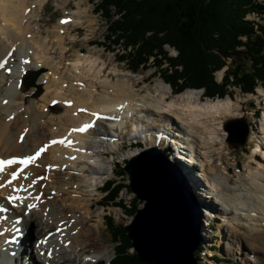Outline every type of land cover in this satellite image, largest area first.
Returning <instances> with one entry per match:
<instances>
[{
	"label": "bare ground",
	"instance_id": "1",
	"mask_svg": "<svg viewBox=\"0 0 264 264\" xmlns=\"http://www.w3.org/2000/svg\"><path fill=\"white\" fill-rule=\"evenodd\" d=\"M47 1L0 0V159L35 156L32 162L16 161L0 170V206L8 207L6 213H0V264H80L84 256L90 258L84 264H96L93 255L108 251L104 239L100 240L106 210L93 207L100 185L112 175V160L104 151L119 146L128 126L132 135L140 134L131 140L152 137L142 117L150 125L170 121L186 132L190 157L185 159L179 151L172 159L201 167L199 177L220 206L226 235L236 242V252L248 248L256 256L249 257L250 261L264 264V112H260L258 130L248 138L250 142L257 137L250 160L256 167L248 166L232 183L220 162L222 145L229 144L225 135L219 142L217 129L221 127L217 124L223 118L245 119L244 101L227 97L201 102L197 89L169 98V85L162 80L143 91L129 72L112 80L103 70L105 65L97 68L94 57L81 51L68 63L67 75H61V58L54 56L53 49L64 55L67 39H76L68 28L94 26L98 20L87 17L88 7L81 8L84 0H75L77 9L65 8L71 0H55L64 16L52 35L44 36L37 25ZM65 18L67 24L62 23ZM90 30L92 37L98 28ZM35 75L29 85L28 79ZM86 123L93 126L83 132L73 130ZM156 138L150 142L152 146L165 150L167 143ZM41 148L45 150L36 156ZM215 155L219 164L212 162ZM20 169L13 178L12 173ZM194 186L196 191L203 189L199 182ZM57 198L63 203H57ZM31 225H36L35 231ZM242 228L248 247L238 240ZM34 234L41 241L33 248L29 239ZM241 264L249 263L242 260Z\"/></svg>",
	"mask_w": 264,
	"mask_h": 264
},
{
	"label": "trees",
	"instance_id": "2",
	"mask_svg": "<svg viewBox=\"0 0 264 264\" xmlns=\"http://www.w3.org/2000/svg\"><path fill=\"white\" fill-rule=\"evenodd\" d=\"M95 9L109 24L108 44H97L111 51L121 46L124 52L118 58L133 73L152 64L176 94L203 88L205 97L215 99L232 95V87L245 94L264 88V0H99ZM166 45L174 47L177 56L169 55ZM221 70L219 81L216 73ZM127 161L116 164L117 176L126 174ZM124 188L129 189L128 183L108 180L101 204L134 215L139 200L134 197L127 205L120 198ZM115 221L113 215L105 216L116 243L114 256L98 264H146L132 252L125 224ZM212 247L213 259L224 261ZM202 251L203 245L196 252L198 262Z\"/></svg>",
	"mask_w": 264,
	"mask_h": 264
},
{
	"label": "rangeland",
	"instance_id": "3",
	"mask_svg": "<svg viewBox=\"0 0 264 264\" xmlns=\"http://www.w3.org/2000/svg\"><path fill=\"white\" fill-rule=\"evenodd\" d=\"M97 2H99V0H84L83 3L81 4V8L88 7L89 11L87 12V17L98 20V23L90 27H84L81 25L69 27L68 29L70 30L71 34L76 36V39L74 40L67 39L68 50L66 51L64 55H62L59 49L57 48L53 49V47L49 45L52 47L53 51L55 52L54 56L58 57L59 59L61 58V63H58V67H59V71L61 72V75L63 76L67 75V73L71 69V63L70 64L68 63L71 61H75L77 54L79 53V51H81L83 53H86L92 58L94 57L93 59L96 60L95 64L97 65V68L101 67L102 65H105L104 67L105 69L103 70L106 75H110L109 77L112 80L117 77H122L121 73L129 72L131 76H133L134 81H137L138 83L137 88L143 91H146V89L152 87L156 83V81L162 80L165 82V80L160 76L159 70L152 64L147 70H141L139 73L131 72V70L128 69L127 64L125 62H121L118 58V55L124 52L121 46L115 47V50L111 51L105 46L101 44L100 45L97 44V43H105V42L106 44H108V42L105 39V36L108 33V26H109L108 22L102 16V14L100 12H97L95 9ZM65 8L77 9L75 0H71L70 3ZM42 10H43L42 12L40 11L41 19L39 20V25H37V27L43 31L44 36L46 35L51 36L52 31L57 28L56 26L60 18L64 16L63 9L61 7L56 6L55 0H48L45 3ZM250 17L254 18V16L252 15H250ZM95 27H97L98 30L96 31L94 36L90 37L88 34V32L91 31L90 28H95ZM69 34L67 32V35ZM165 48L169 52V55L174 56V57L177 56L178 52L174 47L170 45H166ZM62 56L64 58H62ZM14 58L18 60V57L16 55ZM12 62L13 61L10 62L9 64L10 66L12 65ZM167 65L168 64L165 63L163 67L166 68ZM67 68H68V71H66L65 73V70ZM83 72L88 74L87 69H84ZM216 76H217V79L221 81L224 76V71L221 70L217 72ZM167 84L169 85L167 96L169 98L173 96L176 97L177 94L179 93L176 94L172 90L171 85L169 83ZM196 89L197 88H187L182 92L196 90ZM198 90L201 91V96H200L201 102H205L206 100L212 99V98H208L204 96L203 88L197 89V91ZM231 90H233L232 95H227L224 98L230 97L234 101H238V100L244 101V102H241V105L244 107V111L246 113V116H245L246 118L243 120L246 122L248 126L249 136H250L252 133H254L259 128V125H258L259 119L255 118V111L258 110L261 113L264 112L263 111L264 110V88L262 86H259L256 94H245V93H242L241 90L236 89L234 87H232ZM215 99H218V98H215ZM194 101H195V98H193V102ZM239 119L240 118H230L227 120L223 118L224 122L217 124V127L220 125L221 128H218V129L216 128L218 131L217 136L219 137V142L222 141L225 135V141L229 144V146H227L226 144L222 145L223 148L221 150V161L220 162H222V166H225L227 168V173H228L227 175L229 176L230 179H232L231 180L232 183H235L239 179V174H240L239 172L241 171L244 172L245 170L247 171L248 166H250L251 168L256 167V164H253L252 162H250V160H251V155L255 150L256 144H258V142L256 141L257 137L252 138V141L250 142L248 140L246 145L239 149H236L233 145L232 134L229 128L235 127L238 124ZM162 122H165L166 124L164 125V123ZM143 123L146 124V126L148 125V127L146 128L147 130H149V134L152 137L149 136L148 138H145L142 136L140 138L138 137V139L131 140V137H132L130 136L131 132L127 131L129 127L128 126L127 130L123 132V138L121 139V142H119V146L116 149H113V150L108 149L104 151L106 154L105 155L106 158L112 160L110 164V167L112 169V175L106 178L104 181H107L108 179H115L117 181H123L125 183H128L127 174L123 176H117L115 174L116 171H118L119 169V167L116 164H124L126 160H128L129 158H132L135 155L134 154L130 157H125L126 154L130 152H141L145 147L152 146L150 142H152L154 139H157L156 138L157 135L163 138V141L168 144V145L166 144V146H168V148L170 149L169 152L172 153L171 156L175 155L176 157L177 155H179V151H181L183 152L182 156L185 159L190 157L191 155V152L189 149L190 145H188V138L184 130H181V131L177 130L175 127V124L174 126H172L171 122L167 120H163V121L160 120L159 122H154L153 125H150L151 122L149 120L148 122L143 121ZM213 125L215 126L216 124H213ZM209 127H211L210 123H209ZM141 134L145 135L144 132ZM260 143L261 142L259 141V144ZM180 145L183 146V148L182 147L180 148ZM185 146L186 147L188 146V148H186ZM216 146L220 147V145L218 144ZM164 151H168V150L165 149ZM214 157H213L212 162H214V164L215 163L219 164L218 161L215 162L217 155H215ZM193 158H196V160H201L200 157L198 156L197 157L193 156L192 159ZM179 160L175 159L174 162L177 165V167L181 170V172L183 173L185 180L187 181V184L191 192L193 193L199 205V209L201 211V226H199L198 228V234L201 238V242L203 245V251H202L203 257L201 258L200 262H198V260L197 262L199 264H241L243 260L249 264H254V261H250V258H249V257L254 256V255H251V251L248 250V248L247 250L242 248L240 251L236 252L237 250L236 242L235 243L232 242L226 235V228L223 225L224 216L221 210L219 209L220 206L218 205V203H216L214 198L211 196L212 195L211 189L209 187L206 188V186L204 187L205 181L199 177V175L202 172L201 167H199L198 164L197 166L192 164V162L191 164L190 163L188 164L186 163V160H183V161L180 160L181 162H179ZM257 160H260V159H258L257 157ZM187 172L191 173V175L187 174ZM195 182H199V184L203 186L202 191L200 192L196 191L195 186H194ZM99 188L100 189L98 191L97 196L94 197L93 199L94 201L93 207L95 208L103 207L106 210L105 214L103 215L104 224H103V227H101L102 232L100 236L102 237V239L100 237V240L104 239L103 245L108 247L107 248L108 251L103 254H95L96 256L95 255L93 256L99 257L100 255H103L104 257L103 260L109 262L114 256L116 243L112 240L110 232L106 226L105 216L113 215L114 219L116 220L115 222L128 224L131 222L133 215L127 214L126 212H124V210L121 207L103 206L101 204L102 198L104 196V192L101 190L102 184L100 185ZM51 193L52 195H54V191H52ZM134 197L138 199L136 194L133 191H131L130 188L129 189L124 188L122 189L120 193V198H122L124 202H126L127 205L130 204V202L132 201ZM48 199H50L49 195H48ZM205 199L209 201V204H207L208 206L206 204L204 205L202 204L203 200ZM56 202L60 204L63 203L61 198H59V200L57 198ZM143 206H144V202L142 200H139L138 208L143 207ZM206 210H208L207 215L206 214L204 215L203 211L206 212ZM30 228L35 231L36 225H31ZM240 230L241 231H240L238 240L241 243L242 241H245V244L248 247L247 233L245 229L243 228ZM240 236H242V239L240 238ZM40 237L34 234L33 237L29 239V245L32 247L37 240L40 242L41 241ZM39 242H37L38 245L40 244ZM212 246H215L217 248V252L219 253V256H221V258L224 261L217 263L215 260L212 259L210 255H208V253L210 252L214 254L211 249ZM204 249H206L207 251ZM131 250L132 252H135L134 247ZM34 252H36V250ZM71 253L74 254V249H73V252ZM87 259H90L89 256H84L81 259L82 262L80 264H84ZM40 264H43V263H40Z\"/></svg>",
	"mask_w": 264,
	"mask_h": 264
},
{
	"label": "water",
	"instance_id": "4",
	"mask_svg": "<svg viewBox=\"0 0 264 264\" xmlns=\"http://www.w3.org/2000/svg\"><path fill=\"white\" fill-rule=\"evenodd\" d=\"M229 129L234 147L245 146L249 136L246 122L239 119ZM124 170L129 188L144 202L125 224L139 259L147 264H199L201 211L172 157L157 146L145 147L128 159Z\"/></svg>",
	"mask_w": 264,
	"mask_h": 264
},
{
	"label": "snow or ice",
	"instance_id": "5",
	"mask_svg": "<svg viewBox=\"0 0 264 264\" xmlns=\"http://www.w3.org/2000/svg\"><path fill=\"white\" fill-rule=\"evenodd\" d=\"M66 22H67L66 20L65 21H62V23H66ZM2 66L3 65H0V67H2ZM93 115H96V114L94 113ZM92 126L93 125L91 123H86L82 127L78 128V129H73V130L74 131H81V132H83V131H86L88 128L92 127ZM55 142L56 141H53V143H55ZM61 142H63V141H61ZM46 147L47 146H45V148ZM45 148H41L35 155L36 156H39L41 154V152H43L45 150ZM34 159H35V156H29V157H26V158L20 160V163L32 162ZM15 162H16L15 159H13V160H7V161H0V170H2L4 164H12V163H15ZM16 175H17L16 172H13L12 173L13 178H15ZM10 199H14V198L10 197Z\"/></svg>",
	"mask_w": 264,
	"mask_h": 264
}]
</instances>
